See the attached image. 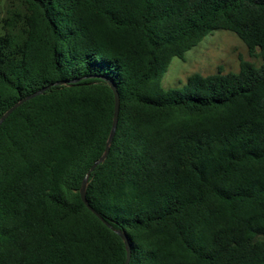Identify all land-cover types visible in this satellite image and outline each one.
I'll return each mask as SVG.
<instances>
[{
  "label": "trees",
  "instance_id": "1",
  "mask_svg": "<svg viewBox=\"0 0 264 264\" xmlns=\"http://www.w3.org/2000/svg\"><path fill=\"white\" fill-rule=\"evenodd\" d=\"M0 26V115L44 88L0 124V264H123L116 231L128 264H264V0H19ZM215 29L262 62L164 88Z\"/></svg>",
  "mask_w": 264,
  "mask_h": 264
},
{
  "label": "rangeland",
  "instance_id": "2",
  "mask_svg": "<svg viewBox=\"0 0 264 264\" xmlns=\"http://www.w3.org/2000/svg\"><path fill=\"white\" fill-rule=\"evenodd\" d=\"M18 1L0 0V24L6 16L7 9L11 5H16ZM241 59L250 61L255 65L262 62L260 57L249 56L247 47L233 32L215 29L190 48L183 59L178 57L171 59L163 74L161 84L166 89L180 86L194 72L203 75L215 73L217 70L237 72Z\"/></svg>",
  "mask_w": 264,
  "mask_h": 264
},
{
  "label": "water",
  "instance_id": "3",
  "mask_svg": "<svg viewBox=\"0 0 264 264\" xmlns=\"http://www.w3.org/2000/svg\"><path fill=\"white\" fill-rule=\"evenodd\" d=\"M107 83H108V85L110 86V88H111V90L113 92V98H114V107H113V115H112V121H111L110 130H109V133H108V136H107V139H106V142H105V146H104V150H103L102 154L95 161H93V163L90 165V167L86 171V173H85V175H84V177H83V179L81 181V184H80V187H79V190H78L79 195H80V199L84 203V205L92 213H94L97 217H99L100 219H101V217L99 216V214L88 204V202L86 200V197H85V186H86V179H87L88 175L90 174V172L93 171L94 168L105 159V157H106V155L108 153L110 142H111L113 134H114L115 127H116L117 114H118V109H119V97H118V93H117V90H116L115 86L110 81H107ZM43 90H44V88H42V89H40V90H38V91H36V92L24 97V98H21L17 102L13 103L9 108H7L0 115V124L13 111V109L16 108L21 102H23L24 100H26V99H28V98H30V97L42 92ZM116 233L121 237V239L123 241V244L125 246V250H126V257H125V260H124L123 264H128V260H129V245H128L127 238H126L124 232H122V231H116Z\"/></svg>",
  "mask_w": 264,
  "mask_h": 264
}]
</instances>
